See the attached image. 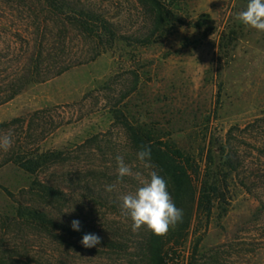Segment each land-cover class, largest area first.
Listing matches in <instances>:
<instances>
[{"label": "rangeland", "instance_id": "374dc122", "mask_svg": "<svg viewBox=\"0 0 264 264\" xmlns=\"http://www.w3.org/2000/svg\"><path fill=\"white\" fill-rule=\"evenodd\" d=\"M56 1L108 30L89 37L68 18L74 12L47 0H0V136L13 140L0 151V264H148L141 246L148 230L133 232L120 210V197L138 181L117 183L115 157L143 171L126 124L155 128L195 157L183 210L193 206L207 153L231 162L226 212L215 206L208 224L195 218L181 264H264V33L237 20L247 0L173 1L178 22L155 34L140 0ZM24 76L52 77L3 102ZM50 151L62 160L36 174L17 162ZM35 183L62 191V199L39 196ZM19 206L78 220L127 248H85L17 220Z\"/></svg>", "mask_w": 264, "mask_h": 264}, {"label": "trees", "instance_id": "16d2710c", "mask_svg": "<svg viewBox=\"0 0 264 264\" xmlns=\"http://www.w3.org/2000/svg\"><path fill=\"white\" fill-rule=\"evenodd\" d=\"M173 1L177 0H140L151 14L153 34L166 32L168 28H173L178 22L177 17L170 9V4ZM47 2L54 7V10H59L60 12H64L63 10L66 8L70 10V13L76 11L74 8L64 7L56 0H47ZM77 12H74V16L68 18L86 35L94 38L101 36L100 33L107 32V23L105 21H100L95 15L83 10ZM67 69L68 67H64L55 72L53 76L61 75ZM28 73L30 74V71ZM28 76H24L12 84V89L7 95H4L3 102L12 100L29 83L45 82L52 77L41 78L36 76L32 80H28ZM125 128L135 152L142 145H147L151 148L152 163L155 165L154 170L165 178L173 202L181 209V201L184 195L192 189V175L199 169L195 157L190 152L179 147L176 142L166 139L165 135L163 136L155 128L150 126L135 127L130 124H126ZM62 157L61 152L50 151L34 157H19L17 162L25 172L36 174L44 167L58 163L62 160ZM231 169L232 165L228 155L218 157L217 153L212 150L207 153L200 186L198 189H193L192 192L193 206L186 210L182 209V221L174 227H170L164 235L157 236L148 231L147 236L142 241L141 246L148 264H181L177 254L184 247L195 218L198 220L204 219L208 224L215 206H218L223 213L226 212L225 205L228 202L229 193L227 178ZM35 184L34 191L39 196L55 201L62 199V191L42 183ZM4 192L12 196L6 188H4ZM15 218L36 228L57 232L61 236L79 241H81L83 235L90 233L81 227L80 231H73L71 224L57 221L44 210L35 207L19 206ZM98 245L120 252L127 248L125 242L115 239L100 238ZM187 264H195V261L191 260Z\"/></svg>", "mask_w": 264, "mask_h": 264}, {"label": "clouds", "instance_id": "9594fccd", "mask_svg": "<svg viewBox=\"0 0 264 264\" xmlns=\"http://www.w3.org/2000/svg\"><path fill=\"white\" fill-rule=\"evenodd\" d=\"M236 18L246 28L264 33V0H247L246 8L238 13ZM12 143L10 135L0 136V151L8 150ZM115 160L117 183L133 176L138 181L134 191L120 197L121 214L131 221L133 232L146 228L154 235L160 236L182 221L183 210L173 202L165 178L154 170L149 146L142 145L136 152V160L143 171L133 172V168L125 163L123 156L117 155ZM114 187L113 184H106L104 190L110 193ZM71 228L73 231H80V222L73 220ZM80 243L85 248H93L100 243V238L87 233L83 235Z\"/></svg>", "mask_w": 264, "mask_h": 264}]
</instances>
